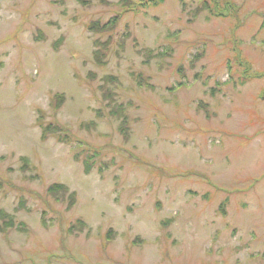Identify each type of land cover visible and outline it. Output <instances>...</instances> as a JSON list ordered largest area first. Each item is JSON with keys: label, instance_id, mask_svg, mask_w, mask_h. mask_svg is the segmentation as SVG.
<instances>
[{"label": "rangeland", "instance_id": "1", "mask_svg": "<svg viewBox=\"0 0 264 264\" xmlns=\"http://www.w3.org/2000/svg\"><path fill=\"white\" fill-rule=\"evenodd\" d=\"M120 1L0 0V264H264V0Z\"/></svg>", "mask_w": 264, "mask_h": 264}, {"label": "trees", "instance_id": "2", "mask_svg": "<svg viewBox=\"0 0 264 264\" xmlns=\"http://www.w3.org/2000/svg\"><path fill=\"white\" fill-rule=\"evenodd\" d=\"M127 0H121L120 2L122 3V6H125ZM202 1V0H201ZM179 3L182 2V0H178ZM203 7L204 9H207L208 12L214 16L215 18H227L229 16H231V10L229 12V8H227L228 6H225L224 9L220 10L218 7L219 2L216 0H210V2L207 3V0H203ZM211 5H210V4ZM137 5H139V3H137ZM212 7V8H211ZM127 11V8H125ZM231 9H237L235 8H231ZM225 10H227L228 12H225ZM216 11V12H214ZM103 30H107L106 27H103L101 29ZM96 45H100V49L101 50H95L94 53V59L96 61V63L98 65H101L100 59H102L104 57L106 50L108 49V47H110L109 42L106 43H99ZM202 55L199 53L198 55L195 56V61L200 59L199 57H201ZM249 72V69H246V73ZM259 76L261 75H254V78H260ZM241 84H245L247 82L248 79H250V77H247L246 75H241ZM246 78V79H243ZM104 82V86H102V93H104L105 95H111V90L109 89L110 85L108 84L109 81L115 80L114 79H105V77L102 79ZM249 81V80H248ZM181 83L178 84L177 87H181ZM261 96L263 97V92L261 94ZM52 106L54 109L59 108V106L62 104L63 102V98L60 95H56L53 96L52 98ZM106 108L109 109L108 114L110 115V117L116 119L119 121V113H122L123 108H121V106H119V104L114 103L113 100H110L109 103L105 106ZM38 121V126L41 130V139L45 140L48 138H53L55 139L57 142L59 143H68L70 141V136L67 133L66 129L61 128V126H59L58 124H52L51 122H49L47 125H43L41 120H37ZM92 126L94 127L95 124L92 123ZM84 127V125H83ZM88 149H84L82 150L83 152H78L77 156H76V160H80L81 156L85 155L83 161L82 162V166L84 169V173L85 174H89L91 172V170L93 169V165H95V159L97 157H99V153H100V148H97L95 146L86 144ZM24 161V160H23ZM67 187L62 185V184H51L47 187V191L46 194L49 195L50 197L52 196L55 200L58 199H64L67 194ZM74 202V194H70L69 195V206H71ZM17 208V209H16ZM16 210H22L21 208L16 207ZM23 208V207H22ZM59 218V217H58ZM18 226V225H16ZM15 224H14V218L12 216L6 215L4 212L0 211V231H5L7 229H12V228H16ZM20 228H23L25 225L23 224H19ZM84 223L80 220H77L74 224H71V226L69 227V229L67 230V233L69 232V234L72 233H80L82 232L84 229ZM113 233L112 230H108L106 236H104V239H106L105 241H109V239L112 237L110 236V234Z\"/></svg>", "mask_w": 264, "mask_h": 264}]
</instances>
